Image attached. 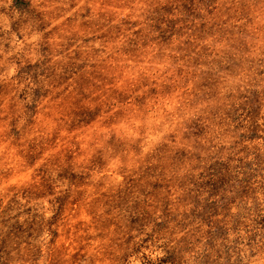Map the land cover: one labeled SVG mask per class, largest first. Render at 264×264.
Returning <instances> with one entry per match:
<instances>
[{
  "label": "rangeland",
  "instance_id": "374dc122",
  "mask_svg": "<svg viewBox=\"0 0 264 264\" xmlns=\"http://www.w3.org/2000/svg\"><path fill=\"white\" fill-rule=\"evenodd\" d=\"M0 264H264V0H0Z\"/></svg>",
  "mask_w": 264,
  "mask_h": 264
}]
</instances>
